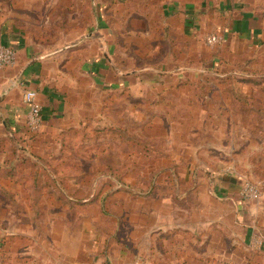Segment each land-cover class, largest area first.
Masks as SVG:
<instances>
[{
  "label": "rangeland",
  "instance_id": "374dc122",
  "mask_svg": "<svg viewBox=\"0 0 264 264\" xmlns=\"http://www.w3.org/2000/svg\"><path fill=\"white\" fill-rule=\"evenodd\" d=\"M203 1L0 0L39 54L107 33L139 72L112 90L66 65L70 123L0 125V264H264V0L213 44L161 12Z\"/></svg>",
  "mask_w": 264,
  "mask_h": 264
},
{
  "label": "crops",
  "instance_id": "0c3cea01",
  "mask_svg": "<svg viewBox=\"0 0 264 264\" xmlns=\"http://www.w3.org/2000/svg\"><path fill=\"white\" fill-rule=\"evenodd\" d=\"M245 1V0H244ZM258 2V0H256ZM215 3L218 5L215 6ZM234 6H245L237 4L235 0H205L200 3L191 2L184 6H162V15L168 17L178 16L182 21V28L185 33L193 28L204 29L207 24H213V28L207 31L206 35L217 33L225 38L224 33L232 28L228 23V16L235 12ZM213 16L209 18V14ZM218 12V13H217ZM220 12L227 13L224 18L219 17ZM211 19V20H210ZM222 19V20H221ZM221 20L223 22V33L215 25ZM248 21V20H247ZM233 25H236L232 23ZM245 24V23H244ZM198 25H203L201 28ZM100 26V25H99ZM106 32L107 30L104 29ZM166 31V28H164ZM236 31V30H235ZM204 36V38L206 37ZM102 36L108 37L107 33L102 34L100 41L101 53H98L91 41L68 47L67 52H42L36 49L33 41L17 36L10 30L5 21L0 20V47H12L16 50V64L5 70H0V125L7 129L8 135L12 133L22 136L21 128L26 122L28 108L22 101L25 90H32L37 93V100L41 107L42 128L49 123L60 120L70 123L74 115L71 114V104L68 103L63 86L64 67L74 65L79 69L81 75L93 78V82L103 89H124L132 84L133 77L139 72L131 71L125 73L117 68L112 55L117 54V47L111 43L104 44ZM105 37V39H107ZM107 41V40H106ZM99 44H97L98 46ZM67 50V48H66ZM79 63V66H78ZM3 135L8 137V135ZM13 134V135H14ZM17 136V137H18ZM124 261L111 264H130ZM68 264V263H67ZM70 264H86L82 261L73 260ZM97 264H103L97 263Z\"/></svg>",
  "mask_w": 264,
  "mask_h": 264
},
{
  "label": "built area",
  "instance_id": "2783aa9c",
  "mask_svg": "<svg viewBox=\"0 0 264 264\" xmlns=\"http://www.w3.org/2000/svg\"><path fill=\"white\" fill-rule=\"evenodd\" d=\"M220 36L212 35L207 38L209 44L219 42ZM17 54L12 47H0V70H5L16 64ZM22 101L27 106L28 112L26 123L31 130L41 125V107L37 100V93L32 90H25L22 95ZM244 198L255 199L257 197L256 190L248 183H245L242 189Z\"/></svg>",
  "mask_w": 264,
  "mask_h": 264
}]
</instances>
